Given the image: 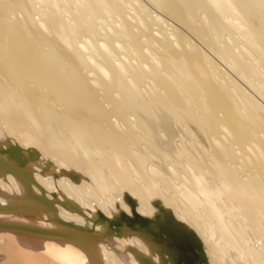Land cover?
Here are the masks:
<instances>
[{
	"label": "bare ground",
	"instance_id": "obj_1",
	"mask_svg": "<svg viewBox=\"0 0 264 264\" xmlns=\"http://www.w3.org/2000/svg\"><path fill=\"white\" fill-rule=\"evenodd\" d=\"M154 201L264 264V0H0V264H160L93 220Z\"/></svg>",
	"mask_w": 264,
	"mask_h": 264
},
{
	"label": "water",
	"instance_id": "obj_2",
	"mask_svg": "<svg viewBox=\"0 0 264 264\" xmlns=\"http://www.w3.org/2000/svg\"><path fill=\"white\" fill-rule=\"evenodd\" d=\"M37 153L38 152H36L35 157V153L32 154V152H28V155L25 154L21 164H25L27 159L35 158L34 160H36L38 156ZM7 154H9L13 160H19L23 153L18 146H12V149H7ZM74 177L77 181L79 180L77 174H74ZM33 179L34 178L28 180L29 186L34 184L32 183ZM40 199V205L44 208L48 207V203L46 202H50V200H48V198H43L42 196ZM127 199L129 202L133 203V210H135V200L130 195L125 194L123 196L124 202H126ZM153 206L156 208V212L150 217L141 216L140 214H132V216H128L127 214H124V211H121L113 217L108 218L103 213L97 212L93 220L95 226L96 224L102 226L101 235L112 237L122 236L125 233L134 235L144 242H147L159 258L160 264H207L203 246L198 236L183 222L177 220L172 213L167 208L160 205L158 201H154ZM45 212L48 214V211ZM49 214H51V217L55 221V225H58L59 227L63 226L58 229V231H61L63 234L66 230L70 229L81 235H87L94 232L90 226H87V224H79L66 220L57 214L55 210L49 212ZM121 216L122 220L118 222L117 219ZM175 224L183 226L190 235L181 232L176 228ZM22 227H25L28 230H35V228L26 226ZM37 231H41V229H37ZM195 245L198 250H196ZM199 254L202 256L203 261L198 262L197 257ZM150 263L151 260L149 261V264Z\"/></svg>",
	"mask_w": 264,
	"mask_h": 264
}]
</instances>
